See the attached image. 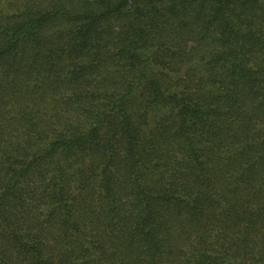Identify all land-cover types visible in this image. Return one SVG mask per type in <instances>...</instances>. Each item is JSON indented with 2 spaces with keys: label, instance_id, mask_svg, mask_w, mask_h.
Wrapping results in <instances>:
<instances>
[{
  "label": "trees",
  "instance_id": "obj_1",
  "mask_svg": "<svg viewBox=\"0 0 264 264\" xmlns=\"http://www.w3.org/2000/svg\"><path fill=\"white\" fill-rule=\"evenodd\" d=\"M0 264H264V0H0Z\"/></svg>",
  "mask_w": 264,
  "mask_h": 264
}]
</instances>
